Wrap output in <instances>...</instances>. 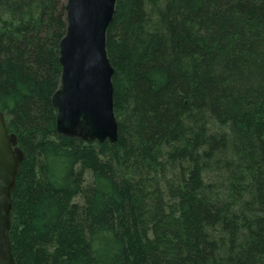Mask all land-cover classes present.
<instances>
[{"label":"trees","instance_id":"trees-1","mask_svg":"<svg viewBox=\"0 0 264 264\" xmlns=\"http://www.w3.org/2000/svg\"><path fill=\"white\" fill-rule=\"evenodd\" d=\"M66 3L0 0L16 263L264 264V0H118L102 144L58 130Z\"/></svg>","mask_w":264,"mask_h":264},{"label":"water","instance_id":"water-1","mask_svg":"<svg viewBox=\"0 0 264 264\" xmlns=\"http://www.w3.org/2000/svg\"><path fill=\"white\" fill-rule=\"evenodd\" d=\"M118 0H67V33L60 43L62 78L52 97L58 130L86 140L116 143L115 69L107 32ZM25 153L0 112V264H17L12 246L13 193Z\"/></svg>","mask_w":264,"mask_h":264}]
</instances>
